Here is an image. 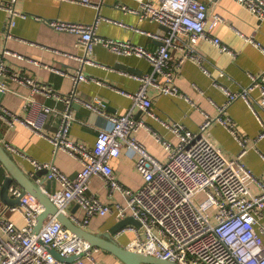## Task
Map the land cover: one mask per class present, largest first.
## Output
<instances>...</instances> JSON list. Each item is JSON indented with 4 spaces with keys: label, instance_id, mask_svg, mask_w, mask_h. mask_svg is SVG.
<instances>
[{
    "label": "built area",
    "instance_id": "2783aa9c",
    "mask_svg": "<svg viewBox=\"0 0 264 264\" xmlns=\"http://www.w3.org/2000/svg\"><path fill=\"white\" fill-rule=\"evenodd\" d=\"M138 1L141 3L140 11L127 6L118 7L130 13H138L141 20L148 19L167 28V34L152 36L161 41L156 51L147 50L131 41L103 38L96 33L93 25L66 21H50L49 24L58 31L77 34L79 43L84 44L89 52L97 45H103L116 54L146 58L153 69L146 74L133 75L140 83L139 89L135 93L123 90L120 93L131 98L134 106H139L164 128L172 131L178 138L177 143L167 140L147 125L145 120L137 118L131 109L126 114L113 115L108 112L107 102L100 97L81 101L77 96L79 83L97 81L82 70L73 75L74 89L69 95L60 94L52 87L30 78L13 76L15 80L32 86L34 92L55 96L67 104L64 112L57 111L54 114L58 116L61 113L62 116L53 136L49 137L44 133V123L34 126L2 106L0 121L6 126L16 123L27 125L50 138L56 152L64 150L79 158L83 167L76 178L64 173L54 164L30 159L36 171L48 168V178L56 179L59 184L56 192L50 194L59 210L68 213V207L75 201L84 210L83 217H72L78 225L86 227L94 216L99 215L114 214L118 221L131 215L140 221L141 227L129 225L118 235L127 231L134 232L135 237L128 246L134 251L178 264H264V185L242 162L249 139L240 137L235 124H231L230 118L222 115L231 103L242 98L262 122L261 116L255 111V104L258 103L264 109V72L252 75V84L240 91L233 92L224 88L228 100L220 108L221 114L216 120L228 126L242 145V151L236 158H228L205 133L214 120L211 116H206L200 130L192 131L180 122L165 121L157 116L149 95V89L156 88L161 94L181 96L189 100L177 86V70L188 59L201 61L196 45L202 40H209L221 52L236 55V51L224 44L219 37L211 35V31L222 21L218 16L212 22L208 20V3L217 0ZM236 1L264 20V0ZM15 2L16 0H12L10 4H0V8L10 10L15 15ZM79 2L94 5L92 0ZM13 25L14 22H11V26ZM173 49L183 51L177 61H174ZM7 52L0 54V57H5ZM13 55L24 57L15 53ZM84 63L98 65L87 57L84 58ZM2 70L7 75V68L2 67ZM205 72L208 73L206 69ZM97 82L103 84L101 81ZM255 90L260 93L258 99L252 97ZM75 101L108 117L113 123L110 130H99L93 146L70 139V130L76 120L73 113ZM50 114L51 109L45 107L44 115ZM141 128L147 129L162 144L166 160L154 156L138 139L136 133ZM262 138L264 129L258 139ZM6 147L23 155L9 144ZM123 149L136 157V168L144 181L138 190L124 186L115 174L112 161L121 156ZM96 176L103 179L111 195L119 192L125 202L107 203L90 194V184ZM251 179L260 185V193L251 189ZM9 194L14 198L21 197V204L0 209V264H97L95 254L101 249H89L88 242L65 227L56 216H50L39 233L34 232L37 218L44 210L37 197L30 193L23 195V189L18 184L10 187ZM7 210L20 213L25 224L20 226L6 216ZM51 249H55L63 258H77L72 262L60 260L52 254ZM81 254L84 255L80 256Z\"/></svg>",
    "mask_w": 264,
    "mask_h": 264
},
{
    "label": "crops",
    "instance_id": "0c3cea01",
    "mask_svg": "<svg viewBox=\"0 0 264 264\" xmlns=\"http://www.w3.org/2000/svg\"><path fill=\"white\" fill-rule=\"evenodd\" d=\"M92 1L93 6L85 5L79 0H16L13 4L15 15L10 10L0 8V54L8 51L5 54L8 66L5 76L12 79L11 84H0V89L5 94L0 106L30 121L34 126L44 123V133L51 137L57 131L62 116L61 113L58 116L54 114L57 111L64 112L67 104L55 96L34 92L32 86L15 80L13 76L30 78L39 84L52 87L60 94L69 95L74 89L73 75L82 70L103 84L97 81L80 82L77 96L81 101L100 97L107 102L108 112L113 115H123L131 109L137 118L145 120L147 125L167 140L177 143L178 138L172 131L164 128L139 106H134L131 98L120 93L121 90L135 93L139 89L140 83L133 75L146 74L153 69L146 58L116 54L103 45H97L89 52L84 44L79 43L77 34L58 31L49 22L66 21L93 25L96 33L103 38L131 41L150 51H156L161 45L160 40L152 37L153 34H167V28L148 19L141 20L138 13H130L118 7L127 6L140 11L141 3L138 0ZM11 2L12 0H0V4ZM217 16L222 21L211 31V35L219 37L224 44L236 51V55L221 52L209 40H202L196 45L201 61L188 59L177 70V86L189 100L181 96L161 94L156 88H150L149 95L157 116L165 121L180 122L192 131L200 130L206 116H211L214 120L205 131L206 135L228 158H236L242 151V145L228 126L216 118L221 114L220 108L228 100L224 88L233 92L240 91L252 84V75L257 76L264 72V20L236 0L209 2V22L214 21ZM11 22H14L13 26ZM248 38L252 40L249 41ZM13 53L24 57H16ZM172 53L174 61H177L183 51L173 49ZM86 57L93 59L98 65L84 63ZM259 95L258 90L252 92L254 99H258ZM75 103H80L83 107H73L76 120L70 130V139L93 146L99 130H110L113 123L108 117L85 108L83 103ZM45 107L51 109L50 115H44ZM255 111L261 116L262 122L248 102L240 98L231 103L222 115L230 118L231 124H235L240 137L249 139L246 144L247 153L242 162L264 185V138L258 139L264 129V109L256 103ZM0 129L5 144L15 147L24 155L9 149L13 158L30 175L36 173L30 159L54 164L72 178H76L82 170L79 158L64 150L56 152L50 138L35 132L27 125L16 123L6 126L1 122ZM136 135L154 156L166 160L162 144L147 129L141 128ZM112 163L117 178L124 186L133 190L141 188L144 181L136 168L135 156L123 149L121 156ZM6 176L7 172L1 165L0 191ZM249 184L255 193L261 192L262 189L255 180L251 179ZM89 193L107 203L125 202L119 192L111 195L103 179L97 176L92 178ZM5 207L0 198V209L5 210ZM67 212L71 217H83L85 214L76 201L68 207ZM5 213L18 225L25 224L20 213H11L8 210ZM116 222L118 219L114 214L99 215L94 216L85 228L94 233H104ZM134 237L135 233L132 231L116 236L125 246H129ZM95 257L97 264H124L116 256L102 250Z\"/></svg>",
    "mask_w": 264,
    "mask_h": 264
},
{
    "label": "water",
    "instance_id": "95a60500",
    "mask_svg": "<svg viewBox=\"0 0 264 264\" xmlns=\"http://www.w3.org/2000/svg\"><path fill=\"white\" fill-rule=\"evenodd\" d=\"M5 60V57H0V84L8 85L11 84L12 79L8 78L2 73V67L8 68ZM4 95V92L0 89V101H2ZM73 107L81 109L83 105L80 103H74ZM2 138L3 133L0 129V163L7 172V176L3 180L1 186V201L6 206L21 204V197L14 198L9 194L10 187L13 184H18L22 187L23 195L30 193L37 197L43 204L44 210L37 218V222L34 227L35 233H39L44 223L50 216H56L65 227L76 233L77 236L83 240L87 241L90 246L89 249L92 250L94 248H99L107 254L116 256L124 264H178L168 259L134 251L128 246L122 245L117 240L116 236H118V234L127 226L134 225L138 228L141 227L140 221L131 215L124 219H120L109 230H107V232L104 233L91 232L85 227L75 223L69 213L59 210L50 198V194L55 193L57 190L56 179L48 178L50 170L48 168L37 170L33 175L27 173L13 158ZM51 252L56 258L60 260L72 262L77 258V256L63 258L55 249H51ZM83 255L84 254H81L80 256Z\"/></svg>",
    "mask_w": 264,
    "mask_h": 264
}]
</instances>
